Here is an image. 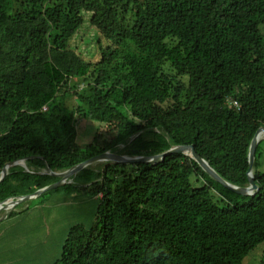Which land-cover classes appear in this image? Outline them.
I'll return each mask as SVG.
<instances>
[{
    "label": "trees",
    "instance_id": "obj_1",
    "mask_svg": "<svg viewBox=\"0 0 264 264\" xmlns=\"http://www.w3.org/2000/svg\"><path fill=\"white\" fill-rule=\"evenodd\" d=\"M83 24L98 36L93 55L77 49ZM77 119L96 123L82 153ZM259 128L264 0H0V174L21 160L35 169L9 167L0 202L59 180L41 169L65 172L140 131L117 153L191 145L225 182L245 187ZM260 145L249 196L181 154L107 166L85 188L100 195L98 225L72 227L53 264H242L264 242Z\"/></svg>",
    "mask_w": 264,
    "mask_h": 264
},
{
    "label": "rangeland",
    "instance_id": "obj_2",
    "mask_svg": "<svg viewBox=\"0 0 264 264\" xmlns=\"http://www.w3.org/2000/svg\"><path fill=\"white\" fill-rule=\"evenodd\" d=\"M78 34L81 36V40L77 45L78 51L82 50L87 55H93L94 44L98 41V36L95 31L88 25L83 24ZM71 45L74 47L73 44ZM182 81L186 82V78H183ZM79 83L81 82L77 81V84ZM79 88H82V86L80 85ZM76 128V144L78 150L82 153L84 147L90 143L93 137L96 123L89 120L77 119ZM260 142L261 145L259 146L257 161L260 164V169L264 171V137ZM116 155L123 160H131L130 162L122 161L116 165H129L134 161L130 156L118 153ZM104 162L107 161L94 163L90 167L91 173L88 177H75L73 184H69L65 188H62V186L50 189L38 198L17 205L16 207L6 208L7 204L0 206V224L4 223L2 226L12 229L13 231H10L11 233L20 234L17 238L19 242L17 244L18 254H16V259L20 262L25 261V264H53L56 258L59 257L63 242L72 227L81 226L88 230L98 225V210L103 206L99 200L100 195L91 197L85 188H88L91 183L101 180L102 171L107 166H115L108 163L106 166ZM17 163L23 166L25 171L35 170L23 161ZM39 173L48 174L49 171L45 167ZM109 176L111 177V175ZM191 182L193 185H198L194 177H191ZM15 187L17 186L15 185ZM36 191L33 188V193ZM20 197L23 196L19 195L14 198ZM49 213H52L53 216L49 217ZM62 226L63 228H61ZM242 264H264V242L249 252L242 260Z\"/></svg>",
    "mask_w": 264,
    "mask_h": 264
},
{
    "label": "water",
    "instance_id": "obj_3",
    "mask_svg": "<svg viewBox=\"0 0 264 264\" xmlns=\"http://www.w3.org/2000/svg\"><path fill=\"white\" fill-rule=\"evenodd\" d=\"M155 132H158L161 136L164 137L163 132L157 128L154 129ZM142 131L132 135L130 137V139L124 143L118 144L117 146H115L114 148L99 154L97 156L91 157L75 166H73L72 168H70L69 170L62 172V173H55L49 170V168L47 167L48 171H49V175L51 176H55L58 177L59 180L48 185L45 186L42 189L37 190L35 193L31 194V195H26L20 198H8L5 199L4 201L0 202V204H6V203H13V207H16L17 205H20L22 203H25L27 201H31L34 200L36 198H38L40 195H42L43 193L49 191L50 189H54V188H59L65 185H69V184H73V180L75 177H77L82 171L87 170L88 168H90L94 163L100 162L102 160V158L110 155L111 153H114L117 151H121L123 148L127 147L137 136L140 135ZM264 134V128H259L251 143L249 146V151H248V169L246 172V176H247V180H248V185L245 187H237L234 185H231L227 182H225L221 177H219L208 165L207 163L199 156L196 154L194 147L191 145H182V146H173V145H169V149L167 152L159 154V155H155V156H144V157H132L134 160H139L138 163H132V164H142L145 162H149L151 164H155L159 161H161V159L166 156V155H171V154H181L183 156H187L190 159L194 160L198 166L215 182H217L218 184H220L221 186H223L224 188L230 190L231 192L241 195V196H249L252 195L255 191L258 190V186L255 184L254 180H253V176H252V167H253V162H254V158H255V152L259 143V140L257 138L258 134ZM24 162V160H21ZM17 162L20 161H16V162H12L7 164L4 169L2 170L1 174H0V181L3 179V177H5V173L7 171V169L9 167L12 166H21L19 165ZM106 165V164H104ZM107 166V165H106ZM23 168V166H21ZM105 167V166H104Z\"/></svg>",
    "mask_w": 264,
    "mask_h": 264
},
{
    "label": "crops",
    "instance_id": "obj_4",
    "mask_svg": "<svg viewBox=\"0 0 264 264\" xmlns=\"http://www.w3.org/2000/svg\"><path fill=\"white\" fill-rule=\"evenodd\" d=\"M48 216L51 217L53 214L49 213ZM2 225L4 223L0 224V264H25V261L20 262L16 259V254H18L17 244L19 242L17 238L20 234L11 233L12 229L5 228Z\"/></svg>",
    "mask_w": 264,
    "mask_h": 264
},
{
    "label": "bare ground",
    "instance_id": "obj_5",
    "mask_svg": "<svg viewBox=\"0 0 264 264\" xmlns=\"http://www.w3.org/2000/svg\"><path fill=\"white\" fill-rule=\"evenodd\" d=\"M264 137V134H258L257 135V138H258V140L260 141L262 138ZM117 153L116 152H114V153H111L110 155H108V156H106V157H104V158H102V160L100 161V162H102V161H107V162H104L105 164H113V165H115V164H117V163H120V162H122V161H131V160H123L121 157H119V156H117L116 155ZM134 162H139V160H134V161H132L131 163H134ZM26 167V166H25ZM1 205H3V204H0V206Z\"/></svg>",
    "mask_w": 264,
    "mask_h": 264
},
{
    "label": "built area",
    "instance_id": "obj_6",
    "mask_svg": "<svg viewBox=\"0 0 264 264\" xmlns=\"http://www.w3.org/2000/svg\"><path fill=\"white\" fill-rule=\"evenodd\" d=\"M228 103L233 107H238V104L232 100H228Z\"/></svg>",
    "mask_w": 264,
    "mask_h": 264
}]
</instances>
